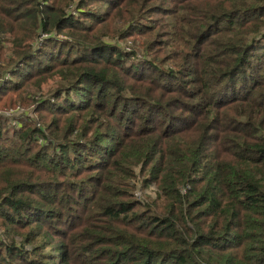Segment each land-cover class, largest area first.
I'll return each instance as SVG.
<instances>
[{"label": "trees", "instance_id": "1", "mask_svg": "<svg viewBox=\"0 0 264 264\" xmlns=\"http://www.w3.org/2000/svg\"><path fill=\"white\" fill-rule=\"evenodd\" d=\"M8 107L0 264H264V0H0Z\"/></svg>", "mask_w": 264, "mask_h": 264}, {"label": "rangeland", "instance_id": "2", "mask_svg": "<svg viewBox=\"0 0 264 264\" xmlns=\"http://www.w3.org/2000/svg\"><path fill=\"white\" fill-rule=\"evenodd\" d=\"M120 46L123 47V48H127L129 45L126 43V44H121ZM15 108H17V107H15ZM21 109L23 111H25L23 108H21ZM11 110H13V108H11V107L1 108L0 109V114L1 115H7L10 112H14V111H11ZM34 117H36V116H34ZM132 182H134L136 184V186H137V188H136V190L134 192V197H135L136 200H139V201H142V202H148L149 200H153L154 199L155 192H156L155 186L150 185L149 187H147V188L144 187V189H143V188H141L139 181H137L136 179L133 180Z\"/></svg>", "mask_w": 264, "mask_h": 264}, {"label": "built area", "instance_id": "3", "mask_svg": "<svg viewBox=\"0 0 264 264\" xmlns=\"http://www.w3.org/2000/svg\"><path fill=\"white\" fill-rule=\"evenodd\" d=\"M13 112H10L9 114H7L6 116H10Z\"/></svg>", "mask_w": 264, "mask_h": 264}]
</instances>
